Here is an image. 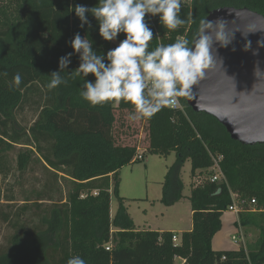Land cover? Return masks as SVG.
I'll list each match as a JSON object with an SVG mask.
<instances>
[{"label":"trees","instance_id":"obj_1","mask_svg":"<svg viewBox=\"0 0 264 264\" xmlns=\"http://www.w3.org/2000/svg\"><path fill=\"white\" fill-rule=\"evenodd\" d=\"M97 2L0 0V73H7L0 75V173H7V154L18 148L20 175L38 164L54 182L64 184L57 198L39 193L23 201V214L29 208L26 205L35 209L43 205L37 224L42 229L25 230L20 212L0 214L1 222L17 229L9 249L0 253V264L5 260L8 264H67L73 255L82 256L87 264H176L174 256L186 259V264H264V143L246 146L231 140L215 119L193 112L183 97L179 98L182 109L163 108L143 123L147 154L163 158L175 154L162 185V202H177L170 193L180 187L185 160L190 177L202 179L199 185H191L188 197L192 229L174 244L170 232L138 230L132 224L118 194V175L122 167L137 162H132L135 141L118 144L113 132L114 112H131L132 106L125 102L90 106L79 96L83 79L66 72L62 75L67 85L47 87L48 75L58 70L60 57L72 52L69 42L77 32L82 37L87 34L98 53L114 48L112 42L101 39L94 18L88 17L91 28H81L70 12L76 4L92 7ZM221 7L247 8L264 17V0H182L180 15L189 22L175 31L164 29L158 17H145L154 32L149 49L178 37L193 41L200 21ZM123 38L121 34L116 42ZM78 66L79 58L73 55L68 71ZM17 72L22 83L14 87L12 77ZM28 103L37 114L28 128H20L16 114ZM216 157H221L224 180L210 182L208 170ZM112 196L117 209L110 217ZM233 200L244 201L238 227L256 229L259 238L246 249L213 251L212 238ZM251 200L254 205H248ZM109 243L110 251H106Z\"/></svg>","mask_w":264,"mask_h":264},{"label":"clouds","instance_id":"obj_2","mask_svg":"<svg viewBox=\"0 0 264 264\" xmlns=\"http://www.w3.org/2000/svg\"><path fill=\"white\" fill-rule=\"evenodd\" d=\"M181 7L182 0H98L92 7L81 4L70 7L81 28L92 27L89 16L95 19L103 41L116 42L121 34L124 38L106 53H98L94 41L87 34L82 37L77 32L69 42L72 52L60 57L58 70L48 75L47 87L56 89L67 85L62 73L74 74L83 79L79 91L83 101L90 106L128 103L132 106L128 120L132 122L150 119L163 108L177 105L179 98L191 95L193 86L204 78L205 70L212 63L210 32L215 30V39L222 42V47L232 42L224 35V20L205 18L200 21L193 41L178 37L173 43L150 50L154 32L145 17H158L164 29L175 31L189 22L181 17ZM259 43L264 45V41ZM73 55L78 56L79 66L69 72ZM0 75L7 76V73ZM21 83L22 75L17 72L12 84L19 87ZM67 264H87V261L73 255Z\"/></svg>","mask_w":264,"mask_h":264},{"label":"rangeland","instance_id":"obj_3","mask_svg":"<svg viewBox=\"0 0 264 264\" xmlns=\"http://www.w3.org/2000/svg\"><path fill=\"white\" fill-rule=\"evenodd\" d=\"M117 44V42H112L114 47ZM36 114L31 103L25 104L16 114V125L20 128H28L35 120ZM129 114V111L116 110L114 112L116 119L113 130L115 142L130 145L141 135L142 143L147 146L143 120L129 121ZM17 152L18 148L7 154L8 171L7 173H0V214L22 213L20 214V222L25 224L23 225L25 230L31 231L35 227L41 228L37 224L44 213L43 205L39 209L26 205L29 208L23 214L21 212L24 205L23 201L26 198L33 200L39 193L42 197L49 195L57 198L58 191L64 189V184L54 182L38 164L31 165L25 174L20 175L16 170ZM174 162L175 154L173 152L166 158L146 153L144 160L120 169L118 194L123 198L124 206L127 208V214L133 225L139 227L148 225L153 229L174 231H186L191 228L192 220L188 197L191 185H195V177H190V164L187 160L183 162L180 169L178 178L180 187L176 186L174 192L170 191L171 199L177 200V202L166 204L161 201L165 175L167 169ZM178 194H180L179 197ZM8 197H12L14 201L7 202ZM110 206L111 213L114 215L117 209V200L113 196ZM237 223V215L234 212L230 210L223 212L220 218V229L214 234L211 241L213 251L238 250L239 246L230 241L231 236L238 234ZM16 230L13 225L3 223L0 220V253L9 249L10 238ZM240 231L243 237V243L240 247L244 249L253 246L259 238L258 231L252 227H241ZM4 262L8 264V260Z\"/></svg>","mask_w":264,"mask_h":264},{"label":"water","instance_id":"obj_4","mask_svg":"<svg viewBox=\"0 0 264 264\" xmlns=\"http://www.w3.org/2000/svg\"><path fill=\"white\" fill-rule=\"evenodd\" d=\"M224 20L227 47L210 35L212 63L195 86L186 105L215 119L242 145L264 143V17L247 8L221 7L205 17ZM195 39V38H194ZM250 42V46L246 47Z\"/></svg>","mask_w":264,"mask_h":264},{"label":"built area","instance_id":"obj_5","mask_svg":"<svg viewBox=\"0 0 264 264\" xmlns=\"http://www.w3.org/2000/svg\"><path fill=\"white\" fill-rule=\"evenodd\" d=\"M168 108H171V109H182L180 103H178L177 105L175 106H172V107H168ZM135 149H136V153H135V156L133 157L132 159V162L134 161H142L144 160L145 156H146V153H147V146L142 143L141 141V135L139 137H137V139L135 140ZM221 160V157H216V158H213V164H212V167L208 170L209 173H211V176H210V182H220V181H223L224 180V177L222 175V172L219 168V162ZM201 177H196L195 178V185H199L201 183ZM244 204V201H241L240 203H237L233 200V203L230 207L227 208V210H230L232 212H234V214L238 215V213L240 212V205H243ZM255 202L254 200H251L248 205H254ZM226 210V211H227ZM111 232H113V230H111ZM179 238H177L176 235H173L172 236V243L174 244H178L179 243ZM230 241L233 242L234 244H237L240 247V245L243 243V237H242V233L240 231V228H239V231H238V234L235 235V236H231L230 238ZM105 250L106 251H110V243L108 245H106L105 247ZM173 261L176 263V264H186V259L184 258H180V257H176L174 256L173 257Z\"/></svg>","mask_w":264,"mask_h":264},{"label":"crops","instance_id":"obj_6","mask_svg":"<svg viewBox=\"0 0 264 264\" xmlns=\"http://www.w3.org/2000/svg\"><path fill=\"white\" fill-rule=\"evenodd\" d=\"M131 163H132V162H131ZM194 180H195V178H194ZM121 198H122V197H121ZM110 204H111V202H110ZM126 209H127V208H126ZM114 214H115V213H114ZM113 216H114V215H113V213H111V206H110V217H113ZM191 216H192V213H191V211H190V217H191ZM134 227H135L136 229H138V230H141V229H147V230L156 231V232H159V233H162V232H170V233L176 235L177 238L180 239V235H181L182 233L191 231V229H192V223H191V228H190L189 230H186V231H180V230L174 231V230H166V229H153V228L149 227L148 225H147V226H142V227H139V226L134 225ZM238 249H239V247H238Z\"/></svg>","mask_w":264,"mask_h":264}]
</instances>
